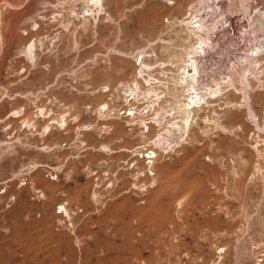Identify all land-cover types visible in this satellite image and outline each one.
I'll use <instances>...</instances> for the list:
<instances>
[{"label": "rangeland", "instance_id": "obj_1", "mask_svg": "<svg viewBox=\"0 0 264 264\" xmlns=\"http://www.w3.org/2000/svg\"><path fill=\"white\" fill-rule=\"evenodd\" d=\"M258 1L0 0V264H264Z\"/></svg>", "mask_w": 264, "mask_h": 264}, {"label": "bare ground", "instance_id": "obj_2", "mask_svg": "<svg viewBox=\"0 0 264 264\" xmlns=\"http://www.w3.org/2000/svg\"><path fill=\"white\" fill-rule=\"evenodd\" d=\"M189 59V58H187ZM190 58L188 60V64L184 65L182 68V74L180 77L179 83L183 85L184 91L186 92L187 99H190L187 103L184 104L183 109L188 110L189 108L191 109L190 104H195L200 100V97H198L197 93L195 92V87L193 84V81L196 78L197 74V68L193 65V61Z\"/></svg>", "mask_w": 264, "mask_h": 264}, {"label": "built area", "instance_id": "obj_3", "mask_svg": "<svg viewBox=\"0 0 264 264\" xmlns=\"http://www.w3.org/2000/svg\"><path fill=\"white\" fill-rule=\"evenodd\" d=\"M216 2H217V1H216ZM257 5L260 6V8H262V7L264 6V0H260V1H258V2H257ZM214 6H216V9H219L218 11L221 10V9L219 8V4H218V3H215ZM223 19H224V17H223Z\"/></svg>", "mask_w": 264, "mask_h": 264}]
</instances>
